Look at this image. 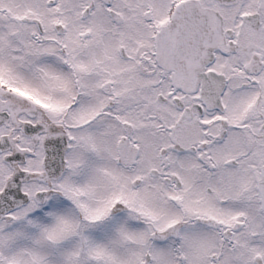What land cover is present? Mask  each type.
Masks as SVG:
<instances>
[{"label":"snow or ice","instance_id":"6c2138e0","mask_svg":"<svg viewBox=\"0 0 264 264\" xmlns=\"http://www.w3.org/2000/svg\"><path fill=\"white\" fill-rule=\"evenodd\" d=\"M0 264H264V0H0Z\"/></svg>","mask_w":264,"mask_h":264}]
</instances>
